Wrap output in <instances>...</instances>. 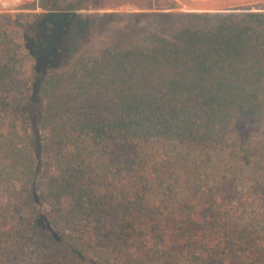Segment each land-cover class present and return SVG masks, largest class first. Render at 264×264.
<instances>
[{
  "label": "trees",
  "instance_id": "16d2710c",
  "mask_svg": "<svg viewBox=\"0 0 264 264\" xmlns=\"http://www.w3.org/2000/svg\"><path fill=\"white\" fill-rule=\"evenodd\" d=\"M38 7L0 54V264H133L124 245L137 229L164 242L161 224L186 240L160 264L212 261L198 224L257 241L264 12L139 14L153 32L83 59L117 15Z\"/></svg>",
  "mask_w": 264,
  "mask_h": 264
},
{
  "label": "rangeland",
  "instance_id": "374dc122",
  "mask_svg": "<svg viewBox=\"0 0 264 264\" xmlns=\"http://www.w3.org/2000/svg\"><path fill=\"white\" fill-rule=\"evenodd\" d=\"M39 0H0V54L1 52L19 50L21 46V26L26 20V15L45 12L38 7ZM204 6V7H202ZM55 9H76L81 15H103L114 13L117 16L113 22L104 27H99L91 33V36L82 41L78 52L81 58L90 59L98 56L105 48L121 47L138 41V37L153 32L155 18L158 13L185 14V13H227V12H264V0H54ZM199 8V9H198ZM139 15L135 17L134 15ZM137 22V23H134ZM152 27V28H151ZM158 28V27H155ZM14 60V59H13ZM15 61L19 68L25 67L26 59ZM2 119V118H1ZM3 123V119L0 120ZM7 122V119L4 120ZM243 130V126H239ZM0 207L5 200V195L0 193ZM234 210L228 212L233 214ZM249 212H247L248 214ZM142 227L150 226L149 223H141ZM249 228L250 233H257V241L253 243H234L231 247L226 238L220 233L211 234L206 228L196 226L195 235L204 239L201 243L205 252L218 250L213 257L207 258L209 264H264V212L258 214ZM249 226V227H250ZM137 232L146 235L139 236ZM158 232L162 234L164 242L155 243L151 233L146 230H136V236H132L122 248V252L129 256L133 264H160L162 256L169 251L182 247L186 238L166 224L158 225ZM234 241H231L233 243ZM239 250L240 257L228 256L227 250ZM245 250V251H243ZM248 256V257H247ZM145 260V261H142ZM223 260V261H221Z\"/></svg>",
  "mask_w": 264,
  "mask_h": 264
},
{
  "label": "crops",
  "instance_id": "0c3cea01",
  "mask_svg": "<svg viewBox=\"0 0 264 264\" xmlns=\"http://www.w3.org/2000/svg\"><path fill=\"white\" fill-rule=\"evenodd\" d=\"M202 7H204V6H202Z\"/></svg>",
  "mask_w": 264,
  "mask_h": 264
},
{
  "label": "bare ground",
  "instance_id": "6f19581e",
  "mask_svg": "<svg viewBox=\"0 0 264 264\" xmlns=\"http://www.w3.org/2000/svg\"><path fill=\"white\" fill-rule=\"evenodd\" d=\"M199 9V8H198Z\"/></svg>",
  "mask_w": 264,
  "mask_h": 264
}]
</instances>
